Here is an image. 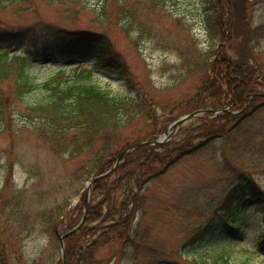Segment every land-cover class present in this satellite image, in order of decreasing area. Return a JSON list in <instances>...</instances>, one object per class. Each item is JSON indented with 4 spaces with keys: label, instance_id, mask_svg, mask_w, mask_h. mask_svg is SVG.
I'll use <instances>...</instances> for the list:
<instances>
[{
    "label": "trees",
    "instance_id": "16d2710c",
    "mask_svg": "<svg viewBox=\"0 0 264 264\" xmlns=\"http://www.w3.org/2000/svg\"><path fill=\"white\" fill-rule=\"evenodd\" d=\"M27 0H0V9L8 10L10 5L20 4ZM78 5L79 12L92 11L101 23L110 18V8L113 6L118 16L117 23L130 36V27L138 32H145V27L137 16L141 0H49V4L59 7L66 6L63 2ZM151 6H160L165 0H145ZM129 2L132 7H128ZM202 22L210 41L202 49L196 43L188 51L177 52L178 61L175 67L183 72L182 78L196 70L210 69L212 74L200 85L192 103H188L187 111L202 107L206 100H211L210 106L236 104L240 106L244 95L256 92L259 86H264V75L236 72L232 66L235 61L226 59L225 54L217 57L213 44L219 36L226 38L232 45L235 30L230 13L231 0H202ZM220 6L222 13L216 7ZM141 7V6H140ZM16 14L23 9L16 7ZM224 11V12H223ZM229 11V12H228ZM72 21L80 18L76 11L68 8ZM78 12V11H77ZM116 18V19H117ZM228 30V35L225 34ZM232 31V32H230ZM247 35L258 41L264 38V24L248 29ZM231 38V39H228ZM132 38V37H130ZM26 47L28 54H20L9 49ZM65 51L68 54L85 60L71 68H61L44 79L38 80L37 74L32 73V56ZM178 51V50H177ZM91 60L95 63L88 67ZM105 68L128 79V93L113 92L101 86L95 76L97 68ZM200 68V69H199ZM201 71V70H200ZM238 71V70H237ZM241 71V70H240ZM124 64L112 47L110 40L97 31H82L67 28L56 23L41 21L35 25L12 27L0 25V122L3 130L8 128L11 136L13 131L28 133L32 138L47 149L51 157H67L69 160L82 158V162L68 175V187H73L75 195L84 188L85 182L91 175L108 169L114 162L115 156L128 145L130 139L126 130L134 122L143 120V127L148 133L144 139L152 140L157 136L149 131L156 121L155 104L140 92L130 94L135 85L129 79ZM261 80H258V79ZM215 83V87L214 84ZM224 84L226 87H224ZM230 90V91H229ZM227 95V98L224 96ZM254 97V100L262 96ZM252 99V102L254 101ZM216 101V102H215ZM257 107V106H256ZM255 107V108H256ZM242 108V105L239 107ZM251 110H240V113L230 114L221 112L211 118L204 114L196 119L199 123L180 129L182 136L178 140L171 139L165 143L140 146L132 150L124 161L114 170L123 171L122 176H116L107 182L108 177L96 181L90 190V201L85 222L80 229L64 239L66 264H99L96 251L113 241L121 244L120 259L128 264H164L165 253L156 248L149 239L148 230L134 224L138 213L145 215L146 185L152 177L168 171L174 164L204 147L213 146L219 141L218 168L226 174L220 179L221 191L209 196L203 193L199 203L190 211V217L195 213L202 220L210 213L215 200L223 202L225 208L221 217L232 218L231 208L246 197L264 195V190L257 181V176L264 172V141H258L257 128L249 122L253 116ZM19 118L21 126L13 120ZM252 120V119H251ZM250 120V121H251ZM12 132V133H11ZM256 141H258L256 143ZM15 144L11 142L10 155H14ZM55 158V159H56ZM241 159V160H240ZM47 159L50 172L55 169ZM27 171L36 179L43 180L41 190L35 188L9 189L10 179H5L0 191L1 198L6 197L0 205V214L5 221L17 222L22 220V238H13L3 232L0 226V263L1 264H63L59 251V236L65 230L75 226L81 219L84 208L85 189L80 196V202L73 207L70 197L59 199L55 191L63 189L56 184L51 176L38 165ZM30 167V166H29ZM12 169L10 167L8 170ZM48 177V179H46ZM6 193V196H5ZM34 196L45 204L50 196L55 203L45 204L39 211L33 206ZM218 198V199H217ZM59 199V200H58ZM94 201V202H93ZM263 214L264 202L258 205ZM21 208V218L19 209ZM28 207L29 214L23 211ZM104 207V209H103ZM230 207V208H228ZM26 211V210H25ZM36 211V213H35ZM28 212V211H27ZM220 216V215H219ZM201 217V218H200ZM20 219V220H18ZM193 220V218L191 219ZM233 220V219H232ZM97 221V223H94ZM93 222V223H92ZM38 226V230H36ZM204 223H200V227ZM38 233L53 242L52 253L41 251L38 257H27L19 247V240L28 239ZM221 251L211 260L195 258L183 259L182 264H231L229 254ZM175 264V263H174Z\"/></svg>",
    "mask_w": 264,
    "mask_h": 264
},
{
    "label": "rangeland",
    "instance_id": "374dc122",
    "mask_svg": "<svg viewBox=\"0 0 264 264\" xmlns=\"http://www.w3.org/2000/svg\"><path fill=\"white\" fill-rule=\"evenodd\" d=\"M27 1L10 5L8 10L0 9V25L19 27L45 21V23H56L82 31H97L106 36L130 75L129 79L131 78V82L135 85V90L130 94L140 92L155 104L157 118L148 129L156 134V139L164 136L168 126L174 120L195 110H219L218 112L204 113L210 114L208 117L213 118L221 112L237 114L244 109L249 111L254 108V115L249 118L247 123L257 128V140L264 141V96L261 99H253L256 97L255 95H264V86H259L256 92L245 94L241 104L242 108H239L241 105L236 106V104L209 107L211 100H206L202 107L191 111L186 110L188 103H192L195 99L194 95L199 91L202 82L208 79L204 78L205 75L212 74L210 69L206 72L199 68L201 71L196 70L182 78L179 74L183 75V72L180 73L175 67L178 61L177 52L190 50L193 48L192 43L205 49L210 41L202 22V0H165L162 7L151 6L147 1L141 0L137 16L143 23L145 32H138L136 28L130 27V36L117 23L118 16L115 14L113 6L110 8V18L101 24L96 19L95 12H79L78 5L67 1L63 2L66 5L63 7L49 4V0ZM95 2L92 0L93 4ZM132 4L129 2L128 7H132ZM16 7L23 10L16 14ZM68 8L76 11V14L79 13L77 16L80 18L72 21L65 15V13H70ZM217 8L219 9L217 12L221 14L220 6L217 5L216 10ZM228 8L236 34L232 38V45L226 38L221 39L218 36L215 39L213 48L218 52L217 57L225 54L226 59L235 61L232 71L235 70L239 73L244 71V73H248V75L252 73L254 76L257 74V77L263 76L264 38L256 41L250 38L247 32L250 28L264 24V0H231ZM224 33L228 35L229 31L225 30ZM228 39L231 38L228 37ZM189 47L190 49L186 50ZM9 50L10 52L17 51L20 54H28L23 45ZM83 61L85 60L78 59L65 51L57 53L56 56L42 53L32 56L30 70L37 74L38 80H41L58 69L71 68ZM94 63L95 60H91L90 64L86 65L90 67ZM94 76L101 86L113 92L128 93V79L123 75L98 67L94 71ZM213 85L215 87V83ZM224 87H226L225 84ZM224 97L227 98V95ZM197 117L188 119L181 124L172 139L178 140L182 136V133L179 134L180 129L197 125L199 123ZM13 121V129L21 128L14 126L15 124L21 126L22 122L19 118ZM143 124L144 121L139 120L126 130L130 145L143 140L145 134L148 133V130L145 132ZM8 128L3 130L0 122V191L6 178L11 180L8 190L13 187L19 189L24 187L36 189L37 187L41 190L42 186L46 185L45 182L39 180L40 178L36 179L27 171L35 167L34 165H38L46 171L48 177L51 176L53 182L55 180V183L59 185L60 181V185H63V189L59 190V187L57 190L55 189L58 193L54 196L59 199L70 197L71 205L76 208L80 202L81 194L84 193L83 189L86 191L87 183L95 175L90 176L85 182L84 188H81L77 195H75L76 190L73 187H68L67 177L82 162V158L69 160L67 157H51L47 149L28 133L20 132V130L13 131L15 135L11 136ZM12 141L16 147L14 155L9 153ZM219 141L216 139L215 145L204 147L177 162L168 171L152 177L145 187V215L142 216V213L139 212L134 224L148 230L149 239L156 244L157 249L166 255L164 264H182L184 263L181 262L183 259H192L193 257L211 260L221 251H226L229 254L231 264H264V221L263 214L258 209V205L264 202V195L248 196L237 201L231 208L233 217L226 220L221 217L225 208L220 200H215L210 213L202 220L195 213L190 217L191 209L200 205L199 199L203 193L211 196L222 189L221 185L217 183L220 182V179L224 180L226 174L222 173L220 167L218 168ZM211 147L217 149L216 152ZM49 158L52 159L50 163L55 169L54 172H50L47 163L43 164ZM10 163L12 169L8 170ZM114 170L105 176H109L107 182L124 173L123 171L114 173ZM256 178L264 190V172ZM33 200V209L36 211H39L45 204L55 203L52 196L47 199L45 204H43L44 201L38 200L37 196H34ZM5 201L6 197L1 198L0 205ZM21 208L19 209L20 218ZM29 212L26 207L23 214L27 215ZM192 218L193 220H191ZM200 223L202 225L204 223V226L200 227ZM23 225L22 220L19 222L12 219L5 221L0 214V226L3 232H7L13 238L20 239L25 236L26 231H23ZM38 229L37 226L36 230ZM19 243L17 248L20 247L28 255L27 257L31 258L38 257L41 251L49 255L52 253L54 245L53 242L50 245L48 238L38 233L28 239L19 240ZM121 248L122 246L118 242L108 243L96 251V259L99 264H128L125 259H120ZM58 252L60 253V249ZM31 264H39V262Z\"/></svg>",
    "mask_w": 264,
    "mask_h": 264
},
{
    "label": "water",
    "instance_id": "95a60500",
    "mask_svg": "<svg viewBox=\"0 0 264 264\" xmlns=\"http://www.w3.org/2000/svg\"><path fill=\"white\" fill-rule=\"evenodd\" d=\"M218 111L219 110H214V109H199V110L192 111L186 115L179 117L178 119L174 120L168 126L163 137H160V138L152 140V141L142 140V141H138L136 143L131 144L127 148L123 149L120 153H118V155L115 157V161H114L113 165L109 169H107L104 172H101V173H98V174L92 176L90 178L89 182L87 183L86 192H85V199H84V210H83V214H82L80 221L72 229L63 232L59 236V245H60V250H61V254H62L63 264H66L65 258H64V238L67 237L68 235L72 234V233H75L81 227V225L84 223V220H85L86 214H87V208L89 205L90 188L92 187L94 182H96L98 179H101V178L107 176L109 173H111L122 162V158L125 155H127L130 150L137 148L141 145H145V144L165 142L168 139H170L173 136V134L177 131L178 127L181 124L185 123L188 119L194 118L195 116H197L199 114L209 113V112H218Z\"/></svg>",
    "mask_w": 264,
    "mask_h": 264
}]
</instances>
